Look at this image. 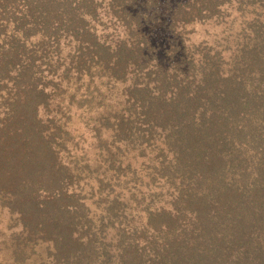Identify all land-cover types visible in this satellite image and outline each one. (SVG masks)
<instances>
[{
  "label": "trees",
  "instance_id": "16d2710c",
  "mask_svg": "<svg viewBox=\"0 0 264 264\" xmlns=\"http://www.w3.org/2000/svg\"><path fill=\"white\" fill-rule=\"evenodd\" d=\"M0 209L14 264H264V0H0Z\"/></svg>",
  "mask_w": 264,
  "mask_h": 264
},
{
  "label": "rangeland",
  "instance_id": "374dc122",
  "mask_svg": "<svg viewBox=\"0 0 264 264\" xmlns=\"http://www.w3.org/2000/svg\"><path fill=\"white\" fill-rule=\"evenodd\" d=\"M196 35H200L199 30L201 27L196 26ZM209 31H212L211 29ZM219 33V31H216ZM69 122L66 125V131L70 133L67 151L65 157L74 163H76L75 173L82 174V177L90 178L93 180L97 175L98 165L96 162L100 160L97 149H94V138L93 134L89 131L90 127V116H93V112H87L83 109H76L75 105L72 106V114ZM94 117V116H93ZM103 137L109 138L108 133H103ZM65 158V160H66ZM67 161V160H66ZM137 160L134 161V163ZM90 186L94 184V181H89ZM89 191L84 190V194ZM86 205L98 214L99 203L96 197H92L88 200ZM101 205V203H100ZM14 229V216H11L9 212L4 209H0V264H14L11 259V253L8 250L10 245V239L12 238ZM40 255H44L43 249H39ZM33 260H37V257H31Z\"/></svg>",
  "mask_w": 264,
  "mask_h": 264
}]
</instances>
